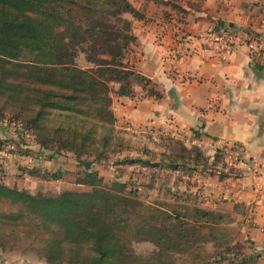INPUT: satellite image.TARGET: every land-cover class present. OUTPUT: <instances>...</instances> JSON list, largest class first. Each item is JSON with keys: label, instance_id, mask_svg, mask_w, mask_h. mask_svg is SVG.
<instances>
[{"label": "trees", "instance_id": "16d2710c", "mask_svg": "<svg viewBox=\"0 0 264 264\" xmlns=\"http://www.w3.org/2000/svg\"><path fill=\"white\" fill-rule=\"evenodd\" d=\"M126 14L144 20L129 0H0V122L19 132L17 140L0 139V151L27 156L25 139L53 155L70 154L75 171L44 179L84 187L44 195L0 180V249L20 244L46 264H246L228 215L175 192L142 200L137 186L106 184L91 169L103 162L210 172L215 162L224 164L222 153L209 165L196 148L165 136L174 152L156 157L115 128L113 97L133 98L139 85L141 99L162 98L126 58L136 41ZM80 56L86 68L76 64ZM128 152L150 161L109 162ZM139 242L152 245L149 255L135 252Z\"/></svg>", "mask_w": 264, "mask_h": 264}, {"label": "crops", "instance_id": "0c3cea01", "mask_svg": "<svg viewBox=\"0 0 264 264\" xmlns=\"http://www.w3.org/2000/svg\"><path fill=\"white\" fill-rule=\"evenodd\" d=\"M129 1L144 20L125 15L136 38L126 58L162 98L141 99L139 85L133 86V98L113 97L115 128L127 136L173 138L199 150L209 165L214 154H221L220 144H237L241 153L237 162L223 157L224 164L215 162L210 172L200 165L169 170L139 164L108 168L103 162L91 169L108 181L137 186L148 199L175 192L188 196L194 206L228 215L227 226L236 230L233 244L241 247L239 256L246 264H264V67L253 65L244 48L221 61L198 41L212 30L264 37V14L252 16L247 0ZM183 37L187 45L177 52L176 43ZM12 135L14 129L0 122V139L15 140ZM23 141L30 149L27 156L0 151L4 185L30 193H47L52 186L53 194L84 189L65 179H44L57 171H75L72 155H53L33 141ZM125 157L150 161L135 152L110 161Z\"/></svg>", "mask_w": 264, "mask_h": 264}, {"label": "built area", "instance_id": "2783aa9c", "mask_svg": "<svg viewBox=\"0 0 264 264\" xmlns=\"http://www.w3.org/2000/svg\"><path fill=\"white\" fill-rule=\"evenodd\" d=\"M250 14L252 16H263L264 0H247ZM202 49L217 56L221 61L238 48H244L250 62L258 67H264V37L247 35L243 33L222 32L220 30L209 31L198 38ZM187 45L186 37L180 38L176 43V51ZM176 137V136H175ZM221 153L228 162H237L240 157L241 148L237 144H220ZM250 214V213H249ZM250 215L245 219L249 224Z\"/></svg>", "mask_w": 264, "mask_h": 264}, {"label": "rangeland", "instance_id": "374dc122", "mask_svg": "<svg viewBox=\"0 0 264 264\" xmlns=\"http://www.w3.org/2000/svg\"><path fill=\"white\" fill-rule=\"evenodd\" d=\"M76 64L81 67V68H86L87 67V64L85 63L84 61V57L83 56H80L77 61H76ZM17 134H19V132H15V135H12L14 138H17ZM127 134H130L132 136L129 135V137H132L133 140L132 141H135L137 144H140L138 145L139 147L141 146H144V148H147L148 150H150L151 153H153L156 157H161L163 156V152H168L170 151L169 154H171L172 152H174L172 150V145L169 147L168 145H166V142L164 140V138H156L155 137H147V135H144V133L140 134V133H137V134H131V133H127ZM49 147H51L52 145L51 144H48ZM137 146V147H138ZM138 147V148H139ZM8 148H12L11 146L8 147ZM48 151V150H47ZM47 151H44L46 152V154H49V152ZM177 152V151H176ZM185 157L186 156H189L190 154H188L187 152H185L183 154ZM111 162V161H109ZM109 165H105V167H113L112 163H108ZM137 169H139L137 167ZM104 178V177H103ZM105 179V178H104ZM105 183L106 184H109L111 183V181L105 179ZM55 188H51V190H49L47 193H44V195H52L50 193H52L54 191ZM74 190L76 191H80V189H76L74 188ZM63 190L61 191H55V194H58L60 192H62ZM54 194V195H55ZM142 200H144V194L141 193V197H140ZM21 246L20 244L18 245H15L13 247H10L7 246L5 249H0V261H2L1 263L2 264H46L44 262V260L38 258L34 253H24L23 252V248L19 247ZM133 247L135 249V252L139 255V256H147L151 253V250H152V245H150L149 243H144V242H139V243H135L133 244ZM222 250V249H220ZM207 251L208 252H214V250H212L211 248H207ZM207 254V253H205ZM208 260L210 261H213L214 258H211V257H208L207 258ZM187 264H196V262H198V259H194L192 261L189 262L188 259H186ZM174 262V261H173ZM219 264V263H217ZM225 264V263H224Z\"/></svg>", "mask_w": 264, "mask_h": 264}]
</instances>
